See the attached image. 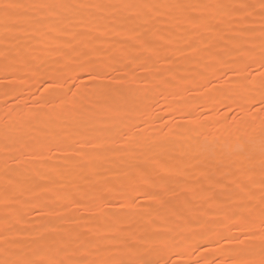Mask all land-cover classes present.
Listing matches in <instances>:
<instances>
[{"label": "rangeland", "instance_id": "1", "mask_svg": "<svg viewBox=\"0 0 264 264\" xmlns=\"http://www.w3.org/2000/svg\"><path fill=\"white\" fill-rule=\"evenodd\" d=\"M79 1L41 0V3L80 5ZM86 1V5L147 3L158 7L37 10V18L22 17L24 23L14 33L7 34L5 25L0 31V245H8L6 260L37 258L36 253L45 248L52 250L49 254L56 259L77 260L78 257L77 261L94 262L107 258L102 249L118 247L121 241L129 239L135 242L145 234L151 241L148 247L155 249L158 257L167 259L170 250H182L183 256L174 257L177 264H203L204 257L214 256L215 249L210 252L201 249L193 254L198 244L207 242L201 239V234L234 229L240 221L230 217L249 214L239 205L249 201L259 205L264 197L261 184L264 110L258 104L261 86L254 88L264 77L257 74L262 69L249 51L258 59L264 41L262 0ZM32 2L27 4H35ZM174 5L189 7L178 9ZM211 5H215L210 11L213 15L208 11ZM84 11L91 16L87 24L78 18ZM202 12L204 16L209 14L208 17L190 22L189 18H198ZM30 15L36 16L37 12ZM0 16V21H5L3 13ZM75 17L77 20H73ZM212 31L218 40L208 46ZM188 34L201 36L187 38ZM160 35L166 38L160 41ZM91 39L97 42V47H89ZM13 54L19 69L7 74L8 59ZM179 59L178 69L170 76L167 72L170 62ZM95 60L109 65L115 81L110 87L118 91L93 87L107 81L90 80L80 73L82 78L77 80L75 89L78 106H70L71 113L63 116L59 104L42 103L45 97L54 101L56 94L66 90L46 83V79L55 76L46 70L50 65L78 67L80 62ZM26 62L33 65L35 73L21 70ZM249 63L253 64L252 68H247ZM185 70L188 71L187 88L181 92ZM205 71L208 80L202 85L198 78ZM248 72H252L251 77ZM221 76L224 84L217 85ZM83 91L88 95L86 100L80 97ZM207 91H210L209 100L204 96ZM249 94L255 98L252 103L246 101ZM147 95H151L150 100ZM132 99L136 102L128 101ZM235 100L246 112H240ZM16 103L25 111L26 117L21 123L15 122ZM78 110H81L79 115ZM244 116L250 118L244 120ZM234 134L243 138L237 146ZM209 137L215 138L214 143L205 150L202 144ZM86 142L90 144L85 146ZM228 144L233 147L226 153ZM69 149H75V153ZM242 152L245 158L240 169L236 166ZM154 153H157V164L147 168ZM173 156L182 161L175 170L164 173ZM91 161L96 166L94 169L89 165ZM46 164H55L51 169L55 173ZM42 165L47 171L40 177L32 168ZM23 170L27 173L25 180L22 177L20 183H15ZM142 177L148 179L142 180ZM76 179L83 182L78 184ZM74 182L79 186H74ZM111 186L116 188L113 192ZM200 189L203 191L199 196ZM42 208H48L49 213L35 217L33 213ZM130 214L136 217L124 224L112 221ZM184 220L189 225L178 228ZM97 227L103 231L98 232ZM169 236L177 237V242L171 241L172 249L165 245ZM90 244L98 251L94 255L88 252ZM130 258H135L134 253ZM208 264L213 261L210 259Z\"/></svg>", "mask_w": 264, "mask_h": 264}, {"label": "snow or ice", "instance_id": "2", "mask_svg": "<svg viewBox=\"0 0 264 264\" xmlns=\"http://www.w3.org/2000/svg\"><path fill=\"white\" fill-rule=\"evenodd\" d=\"M96 8L102 9L105 7H121V8H141L151 9L158 7L150 4L142 5H65V4H24L18 2V0H0V13H3L5 20L21 17H29L32 19L37 18L39 12L37 10H55L57 8ZM172 7L185 8L189 7L186 5H174ZM262 9H264V0L261 3ZM33 11L37 12L36 16L30 15ZM264 15V12H262ZM190 22H197L203 18H189ZM250 51L251 57L256 63L260 65L262 69L257 74L264 77V41H262L261 51L258 59L254 52ZM253 64L249 63L247 68H252ZM47 71L55 73V77L47 80L46 83L50 87H64V92L56 94L57 98L55 101L43 98L42 103H53L61 105H72L75 107L78 104L76 100V82L81 79L80 73L86 74L90 80L107 81V83H101L93 85V87H99L107 91H118L111 89L110 85L115 82L110 75V67L102 60H95L88 63L80 62L78 67H70L66 64H55L50 65ZM68 73H75L76 75H68ZM228 75V73H225ZM251 77L252 72H248ZM62 78V79H61ZM71 82V86L69 83ZM238 83V81H233ZM261 93L258 101L260 110H264V80L260 81ZM254 100V97L249 98ZM255 106V105H253ZM229 107H231L229 105ZM7 138V137H6ZM262 140H264V133H262ZM75 153V149H69ZM264 167V165H262ZM261 184L264 185V179ZM241 210H247L249 214L247 216H240L234 214L230 217L231 220H239L240 223L236 224V227L229 228L227 232L223 233H211L205 232L201 234V239L207 241L200 243L193 250V254H198L201 249L204 252H210L215 249L214 256L204 257L203 264H208L211 259L213 264H264V197H262L259 205L254 202H244L239 205ZM206 223V221L204 222ZM234 232H238L239 235H235ZM169 241L177 242V237L169 236L166 238ZM150 240L149 238H142L135 242L132 241H121L120 246L105 248L104 252L107 254V258L98 261H76L70 259H56L49 255L52 251L50 249H41L36 253L37 258L26 256L23 259L14 260H0V264H177L174 257L183 256L182 252L171 251V255L167 259L158 257L156 250L148 247ZM135 253V258H130V254ZM48 256L47 259H40V257Z\"/></svg>", "mask_w": 264, "mask_h": 264}, {"label": "bare ground", "instance_id": "3", "mask_svg": "<svg viewBox=\"0 0 264 264\" xmlns=\"http://www.w3.org/2000/svg\"><path fill=\"white\" fill-rule=\"evenodd\" d=\"M30 1H32V0H21L20 1V3H24V4H27L28 2H30ZM222 1V0H221ZM226 1V0H225ZM33 2L35 3V4H40L41 3V0H33ZM32 2V3H33ZM61 2H62V0H61ZM66 2V1H65ZM86 0H80L79 1V3H80V5H86ZM207 2V1H206ZM44 3V2H43ZM213 3V2H212ZM228 4H229V2H228ZM228 4H226V5H228ZM204 5V4H203ZM225 5V4H224ZM212 7H210L209 8V12L212 10V8H213V6H215V5H211ZM223 6V5H222ZM209 7V6H208ZM217 7V6H216ZM222 8V7H221ZM224 8V7H223ZM207 9V8H206ZM217 10V9H216ZM79 12V11H78ZM221 12H223V11H221ZM212 13L210 12V15H211ZM218 14V13H217ZM206 15V14H205ZM209 15V14H208ZM208 15H206L207 17H208ZM213 15V14H212ZM77 16V15H76ZM206 16H204V12H202V13H200L199 14V17L198 18H203L204 19V17H206ZM1 17V16H0ZM90 14H88L87 12H83V13H80V15L78 16V18L80 19V20H82L84 23H88L89 22V20H90ZM217 17H218V15H217ZM72 19V18H71ZM73 20H77V18L75 17V18H73ZM72 20V21H73ZM213 20V19H212ZM91 21V20H90ZM213 22V21H212ZM24 23V19L21 17V18H13V19H9V20H5V21H0V31L1 30H3V25H5L6 27H8V31L6 32L7 34H11V33H14L22 24ZM3 27V28H2ZM2 28V29H1ZM209 31V30H208ZM224 31V30H223ZM213 32V31H212ZM215 31L213 32V34H210V36H208L209 37V41H208V46H213V45H215V43H217V41L216 40H218L216 37H215ZM196 35V34H195ZM193 36V34L191 35V34H188V36H187V38H190L191 36L194 38H199V36H201V35H197V36ZM217 35H218V33H217ZM81 37V36H80ZM191 37V38H192ZM77 38H78V36H77ZM143 38H145V37H143ZM166 37H164L163 35H160L159 36V40L160 41H163L164 39H165ZM259 39V38H258ZM264 39V38H263ZM86 40H88V39H86ZM93 39H91V42H90V40H89V47H91V48H94V47H97V42H95L94 40L92 41ZM146 40V38L143 40V42ZM246 41V40H245ZM258 41H260V40H258ZM80 43V42H79ZM31 44V43H30ZM85 44V43H84ZM77 45H80V44H77ZM23 47H25V45L23 46ZM75 49V48H74ZM75 51V50H74ZM77 51V50H76ZM17 54V53H16ZM16 54H13V55H11L10 57H9V59H8V64H9V68H8V70H7V74H12V73H14L16 70H18L19 69V62H18V65L17 64H15V63H17L16 61H15V59H16ZM9 56V55H8ZM43 56V55H42ZM36 57V56H35ZM174 57V56H173ZM205 57V56H204ZM33 59V58H32ZM175 59V58H174ZM29 61V60H28ZM182 61V60H181ZM23 63L25 62V61H22ZM179 62H180V59H179V61H175V60H173V61H171L170 62V64H169V70L167 71L168 73H169V75L170 76H172L173 74H175V72H176V70L178 69V65H180L179 64ZM20 63H21V61H20ZM198 63H200L199 62V60H198ZM7 64V65H8ZM37 65V64H36ZM204 65V64H203ZM207 65V64H206ZM21 66V65H20ZM23 67V69L21 68V70H24L25 72H27V73H35V68L33 67V65L32 64H30V62H26L24 65H22ZM189 67H191V66H189ZM188 67V68H189ZM207 69V68H206ZM222 69H223V67H222ZM182 70V69H181ZM186 70H187V68H186ZM185 70V72L183 71V76L181 77V88H179L180 90H181V92L183 91V90H185L187 87H186V77H185V75L187 74V72L188 71H186ZM203 71H204V68L202 69ZM208 70V72H210L211 73V69H207ZM114 71V70H113ZM244 71H245V69H244ZM132 73V72H131ZM51 74H52V72H51ZM54 74V73H53ZM52 74V75H53ZM224 74V73H223ZM241 74V73H240ZM55 75V74H54ZM131 75V74H130ZM219 75H221V74H219ZM247 75V74H246ZM132 76V75H131ZM226 76V75H225ZM242 76H244V75H242ZM55 76H51V78H54ZM25 79V78H24ZM224 78H223V76H221V77H219V80H218V84L217 85H223L224 84V80H223ZM244 79H245V77H244ZM243 79V80H244ZM207 80H208V75H207V72L205 71V72H202V73H200V75H199V78H198V82H199V84H204L205 85V83H207ZM239 80V79H238ZM241 80V79H240ZM257 80V79H256ZM95 81V80H94ZM226 81V80H225ZM242 81V80H241ZM246 81V80H245ZM259 81V80H258ZM1 82V81H0ZM29 82V81H28ZM27 82V83H28ZM31 82V81H30ZM146 82V81H145ZM249 82V81H248ZM247 82V83H248ZM226 83V82H225ZM246 83V84H247ZM257 83V82H256ZM34 84V83H33ZM198 84V83H197ZM198 84V85H199ZM244 84V83H243ZM261 86V84L260 83H257V84H255L254 85V88L255 89H257V88H259ZM218 87V86H217ZM240 87V86H239ZM231 88V87H230ZM245 88V87H244ZM253 88V89H254ZM228 89V88H227ZM246 89H248V88H246ZM86 90V89H85ZM226 90V89H225ZM249 90V89H248ZM247 90V91H248ZM251 90V89H250ZM153 91V90H152ZM89 93V92H88ZM138 93V92H137ZM137 93H135L134 95H136ZM81 99L82 100H86L87 98H88V95H87V93H86V91H83V92H81ZM147 94H149V93H147ZM153 94V93H152ZM209 94H210V91L208 92H206L205 93V95L204 96H206V97H208L209 96ZM247 94V93H246ZM145 95V94H144ZM232 95V94H231ZM142 96V95H141ZM151 95H147L146 97L150 100V97ZM211 96V95H210ZM255 96V95H254ZM90 97V96H89ZM116 97V96H115ZM134 97V96H133ZM136 97V96H135ZM226 97V96H225ZM224 97V98H225ZM231 97V96H230ZM229 97V98H230ZM251 97H253L251 94H249L248 96H247V103H252L254 100H251V99H249V98H251ZM52 98V97H51ZM76 98V97H75ZM79 98V97H78ZM137 98V97H136ZM135 98V99H136ZM141 98V97H140ZM101 99H103V98H101ZM130 99V98H129ZM135 99H132L131 101L130 100H128L129 102H131V103H135L136 102V100ZM234 99V97L232 98V100ZM56 99H54V101H55ZM145 100V99H144ZM208 100H209V97H208ZM79 101V100H78ZM227 101H228V98H227ZM229 101H231V100H229ZM81 102V101H80ZM84 102V101H83ZM101 102V101H100ZM108 102V101H107ZM256 102V101H255ZM232 103V102H231ZM234 103V102H233ZM20 103H16L15 104V107H14V109H15V114H16V121L15 122H17V123H21L24 119H25V117H26V115H25V111L24 110H22V108L20 107V105H19ZM51 105V104H50ZM60 105V107H61V115H67V114H69L68 112L70 111L69 109H70V106H72V105H61V104H59ZM79 105H80V103H79ZM85 105V104H84ZM235 105L237 106V107H239V109H240V112L242 111V112H246L245 110H243V108L241 107V104H239L236 100H235ZM78 106V105H77ZM73 107V106H72ZM208 107V106H207ZM206 107V108H207ZM79 108V107H78ZM203 108H205L204 106H203ZM104 109V108H103ZM111 110V109H110ZM207 110V109H206ZM76 111V110H75ZM80 111L81 110H78L76 113L79 115L80 114ZM113 112V111H112ZM29 113V112H28ZM46 113H48L47 111L45 112V114ZM70 113H71V111H70ZM31 114L32 113H30V117H31ZM246 115H248V114H246ZM245 115V116H246ZM250 115V114H249ZM29 116V115H28ZM244 116V117H245ZM27 118H29V117H27ZM246 118V117H245ZM250 118V117H249ZM248 118V116H247V118L246 119H244V120H247V119H249ZM246 122V121H245ZM245 122L243 123V126L245 127ZM241 124V123H240ZM202 125V124H201ZM249 126V125H248ZM204 127H205V125H204ZM243 128V127H242ZM200 129V128H199ZM202 129V128H201ZM204 129V128H203ZM239 129H240V127H239ZM206 130V129H205ZM228 130V129H227ZM237 131V134H240L241 132H239L238 130H236ZM244 131V130H243ZM203 132H205V131H203ZM226 132H228V131H225V133ZM231 133V132H230ZM174 134V133H173ZM176 134V133H175ZM188 134V133H187ZM196 134H197V132H196ZM244 134L245 133H243L242 134V136H244ZM210 135H212V134H210ZM241 135V134H240ZM246 135L248 136V134L246 133ZM245 135V136H246ZM176 136V135H175ZM182 136V135H181ZM223 136V135H222ZM233 136H237V138H236V140H234V142L236 143V145L235 146H237V143L238 142H241L242 140H243V138H240L238 135H236V134H234ZM241 136V137H242ZM246 136V137H247ZM184 137V136H183ZM188 137V136H187ZM255 137H257V136H255ZM254 137V138H255ZM173 138V137H172ZM186 138V137H185ZM189 138V137H188ZM225 138V137H224ZM234 138V137H233ZM253 138V137H252ZM214 139L215 138H212V137H209V139L207 140V142H205L204 141V143L202 144L203 145V149H205V150H207L208 148H209V146L210 145H212L213 143H214ZM172 140V139H171ZM184 140V139H183ZM245 140V139H244ZM249 140V139H248ZM257 140V139H256ZM174 141V140H173ZM193 141H195V135H194V139H193ZM197 141V140H196ZM199 142V141H198ZM243 142V141H242ZM191 143V142H190ZM189 143V144H190ZM254 143H255V141H254ZM34 144V143H33ZM90 143H88V142H86V143H84V145L85 146H88ZM180 144V143H179ZM184 144V143H183ZM185 144H188L187 142L185 143ZM45 145H47V144H45ZM215 145V144H214ZM229 145V144H228ZM227 145V149H226V153H227V151L229 150V149H231V147H233V145H234V143H233V145L231 146V145H229L228 146ZM252 145V144H251ZM259 145V144H258ZM37 146V145H36ZM244 146V145H243ZM37 148H39V145H38V147ZM86 148V147H85ZM247 148V147H246ZM249 148H251V147H249ZM261 148V147H260ZM39 149H41V148H39ZM262 149V148H261ZM249 150H251V149H249ZM254 150V149H253ZM260 150V149H259ZM83 151H84V149H83ZM43 152V151H42ZM191 152V151H190ZM193 152V151H192ZM249 152H251V151H249ZM254 152V151H253ZM252 152V153H253ZM194 153V152H193ZM256 153V152H255ZM179 154V153H178ZM177 154V155H178ZM216 154V153H215ZM83 155H84V153H83ZM119 155V154H118ZM191 155V154H190ZM194 156V155H193ZM192 156V157H193ZM238 156V155H237ZM254 156V155H253ZM42 157V156H41ZM168 157H170V156H168ZM187 157V156H186ZM43 158V157H42ZM118 158V157H117ZM121 158V157H120ZM180 158H182V157H180ZM190 158V157H189ZM188 158V159H189ZM244 158H245V152H242L241 154H239V166H236V167H241L242 168V163L244 162ZM44 159V158H43ZM84 159V158H83ZM91 159V158H90ZM196 159V158H195ZM195 159H193V160H195ZM18 160V159H17ZM90 161V160H89ZM88 161V162H89ZM93 161H95V160H93ZM93 161H91L92 163H90L89 165H90V167L91 168H95L96 166L94 165V163H93ZM182 160H180L178 157H175V156H173L172 158H171V164H170V166H169V168H167V170H165L164 171V173H170L171 171H173V170H175L178 166H179V164H180V162H181ZM55 163H56V161H54ZM157 162V153H154V156L147 162V164H146V167L147 168H150V167H152V166H154L155 164H157L156 163ZM247 163V162H246ZM37 164V163H36ZM39 164H40V162H39ZM51 164V163H50ZM93 164V165H92ZM38 165V164H37ZM36 165V166H37ZM45 165V164H44ZM46 165H48V164H46ZM55 165V164H54ZM54 165H51V166H49V167H47V168H50L49 170H50V172H54L55 170H51V169H54L55 168V166ZM58 165H60V164H58ZM217 165H218V163H217ZM216 165V166H217ZM237 165V164H236ZM57 166V165H56ZM219 166V165H218ZM29 167V166H28ZM61 167V166H60ZM89 167V170L92 172V170H91V168ZM47 168H44L43 167V165H42V167L40 168V167H33L32 168V171H34V172H37L38 173V175L40 176V177H42L43 176V172H45V171H47ZM93 168V169H94ZM239 168H236V169H239ZM240 168V169H241ZM28 169V168H27ZM219 169V168H218ZM19 170H22V169H19ZM31 170V169H30ZM59 170V169H58ZM24 171V170H23ZM29 171V170H28ZM63 171V170H62ZM62 171H60V172H62ZM94 171V170H93ZM96 171V170H95ZM49 172V173H50ZM20 173V174H19ZM18 174V177L16 176V179L15 180H17V181H14L15 183L17 182V183H20L22 180H25V177L24 176H27L26 174L27 173H25V171L24 172H19ZM55 173V172H54ZM195 173V172H194ZM216 173V172H215ZM22 177H24V179H22L21 181L19 180V179H21ZM38 176H36V179H38L37 178ZM79 177V176H78ZM77 177V178H78ZM204 177V176H203ZM207 177V176H206ZM45 178V177H44ZM147 178V177H146ZM145 177H142V180H145L146 179ZM40 179V178H39ZM42 179V178H41ZM40 179V180H41ZM47 179V178H46ZM51 179V178H50ZM148 179V178H147ZM208 179V178H207ZM60 180V179H59ZM19 181V182H18ZM56 179L54 180V182H55V184H56ZM63 181V180H62ZM78 181V184L82 181V179H81V181H79V180H77L76 179V181L75 182H77ZM72 182V181H71ZM75 182H74V184H75ZM83 182V181H82ZM81 182V183H82ZM97 182V181H96ZM58 183L60 184V182L58 181ZM57 183V184H58ZM52 184V183H51ZM51 184H50V186H51ZM82 185V184H81ZM84 185V184H83ZM185 185H187V184H185ZM64 186V185H63ZM74 186H79V185H74ZM201 187V186H200ZM202 187H203V185H202ZM201 187V188H202ZM55 188V187H54ZM37 189V188H36ZM52 189V188H51ZM74 189H76V188H74ZM78 189H82V188H78ZM77 189V190H78ZM116 188L114 187V186H111L110 187V190L113 192L114 190H115ZM54 190H56V189H54ZM110 191V192H111ZM199 192H198V194H199V196L200 195H202V189H200V190H198ZM58 192V191H57ZM189 192H191V191H189ZM54 193V192H53ZM52 193V194H53ZM154 193V192H153ZM159 193V192H158ZM59 194L60 193H58V196H59ZM78 194V193H77ZM76 194V195H77ZM82 194H83V192H82ZM164 194V193H163ZM54 195V194H53ZM153 195V194H152ZM156 195V194H155ZM213 196V195H212ZM80 197V196H79ZM55 198H56V196H55ZM64 198V197H63ZM73 198V197H72ZM232 198V197H231ZM61 199V198H60ZM82 199V198H81ZM156 199V198H155ZM235 199V197H233L232 198V200H234ZM152 200V199H151ZM84 201H86L87 202V200H84ZM133 201V200H132ZM153 201V200H152ZM155 201V200H154ZM162 202V201H161ZM187 202V201H186ZM200 202V201H199ZM156 203V202H155ZM170 203V202H169ZM191 203V202H190ZM214 203H215V201H214ZM186 204V203H185ZM192 204V203H191ZM161 205V204H160ZM199 205V204H198ZM197 205V206H198ZM89 206V205H88ZM148 206V205H147ZM168 207H169V204L167 205ZM167 206H166V208H167ZM90 207V206H89ZM129 207H130V205H129ZM192 207H194V206H192ZM165 208V209H166ZM170 208V207H169ZM76 211H78V208L77 209H75ZM80 210V209H79ZM136 210V209H135ZM190 210H193V209H190ZM189 210V211H190ZM224 210V209H223ZM223 210H221V211H223ZM33 211H35V210H33ZM128 211V210H127ZM137 211V210H136ZM174 211V210H173ZM28 212H30V211H28ZM28 212H27V214H28ZM117 212V211H116ZM120 212V211H119ZM124 212V211H123ZM152 212V211H151ZM190 212H192V211H190ZM195 212H197L196 210H195ZM49 213V210H48V208H42V210L40 209L39 210V212L36 210L33 214H35V217L37 216H41V215H46V214H48ZM111 213V212H110ZM133 213V212H132ZM149 213V212H148ZM175 213H176V211H175ZM183 213V212H182ZM189 213V212H188ZM149 214H151V213H149ZM154 214V213H153ZM180 214V213H179ZM226 214V213H225ZM74 216H75V214H73ZM110 216H111V214H109ZM113 215V214H112ZM125 215H127V214H125ZM141 215V214H140ZM157 215H159V214H157ZM156 215V216H157ZM162 215V214H161ZM183 215V214H182ZM191 215H193V214H191ZM198 215V214H197ZM23 216V215H22ZM25 216V215H24ZM116 216V215H115ZM135 216V215H134ZM132 214H130V215H128V216H126V217H124V218H121V217H117V218H114V219H112V221L113 222H116V224H121V223H123L124 221L125 222H129L131 219H133V217H134ZM146 216V215H145ZM149 216V215H148ZM178 215H176V217H177ZM185 216V215H184ZM230 216V215H229ZM19 217H21V216H19ZM77 217V216H76ZM75 217V218H76ZM109 217V216H108ZM114 217V216H113ZM136 217V216H135ZM187 217L188 216H186V219H187ZM72 218H73V216H72ZM74 218V219H75ZM194 218H195V216H194ZM74 219H72V221L74 220ZM154 219H156V218H154ZM177 219V218H176ZM76 220V219H75ZM182 220V219H181ZM79 221V220H78ZM111 221V220H110ZM133 221V220H132ZM138 221H142V218H141V220H139L138 219ZM138 221H136L137 223H138ZM149 221H150V219H149ZM152 221V220H151ZM178 221V220H177ZM98 222V221H97ZM106 222H107V220H106ZM154 222V221H153ZM194 222V221H193ZM99 223V222H98ZM135 223V222H134ZM156 223V222H155ZM173 223H174V221H173ZM239 223V222H238ZM6 224V223H5ZM102 224V223H101ZM124 224V223H123ZM151 224V223H150ZM178 224V223H177ZM187 224V226L189 225V223L187 222V221H183L180 225H178V228H180L181 229V227H183L184 225H186ZM7 226H9V223H7L6 224ZM95 225H97V223L95 222ZM99 225H100V223H99ZM139 225V224H138ZM125 226V225H124ZM151 226V225H150ZM154 226H155V224H154ZM154 226H152V227H154ZM176 226V225H175ZM94 227V226H93ZM102 227V226H101ZM101 227H97V231L98 232H101V231H103V229L101 228ZM118 227V226H117ZM138 227V226H137ZM72 228V227H71ZM96 228V227H95ZM150 228V227H149ZM175 228V227H174ZM173 228V229H174ZM70 229V228H69ZM73 229H75V227H73ZM120 229H121V227H120ZM138 229V228H137ZM92 230H94V229H92ZM146 230H148L147 228H146ZM226 230V229H225ZM57 232H59L58 230H56ZM60 231H61V229H60ZM86 231V230H85ZM111 231V230H110ZM115 231V230H114ZM119 231H122V229L121 230H119ZM125 231V230H124ZM144 232L143 233H145V230H143ZM28 232H30V231H28ZM89 232V231H88ZM127 232V231H126ZM151 232H153V231H151ZM68 233V232H67ZM72 233L73 232H71V236H73L72 235ZM118 233V232H117ZM32 234H33V232H32ZM85 234V233H84ZM141 234V233H140ZM79 234H77V236H78ZM92 235H93V232H92ZM91 234H90V237L89 238H91V236H92ZM153 235V234H152ZM179 235V234H178ZM100 236H101V234H100ZM138 236V235H137ZM136 236V237H137ZM88 237V236H87ZM86 237V238H87ZM139 237V236H138ZM162 237V236H161ZM72 238V237H71ZM85 238V237H84ZM100 238V237H99ZM142 238H149V236L148 235H145V234H143L141 237H140V239H142ZM157 238V237H156ZM155 238V239H156ZM73 240V239H72ZM132 240V239H131ZM149 240H150V238H149ZM77 241H78V239H77ZM128 241H130V239L128 240ZM14 242V241H13ZM73 242V241H72ZM151 242V241H150ZM9 243V242H8ZM10 243H12V242H10ZM9 243V244H10ZM14 243H16V242H14ZM13 243V244H14ZM78 243V242H77ZM90 243V242H89ZM92 243V242H91ZM156 243V242H155ZM156 244H158V243H156ZM185 244V243H184ZM43 245V244H42ZM91 245V244H90ZM97 245H99L98 243H97ZM152 245V244H151ZM165 245L168 247V248H171V241H168V242H166L165 243ZM181 245V244H180ZM20 246V245H19ZM147 246H150V243H149V245H147ZM179 246V245H178ZM186 246V245H185ZM187 246H189V245H187ZM17 247V246H16ZM46 247V246H45ZM79 247V246H78ZM95 247V246H94ZM92 245L89 247V250H88V252H90L91 253V255H94V252L95 251H97V249L95 250V249H93L94 248ZM181 247V246H180ZM7 248H8V245H5V243H4V245L1 247V245H0V250L2 251V253H3V259H1V260H6V258H7ZM34 248H37V247H34ZM76 248V247H75ZM81 248V247H80ZM84 248V247H83ZM85 248H87L86 246H85ZM98 248H100V247H98ZM103 248V247H102ZM172 248H174V246L172 247ZM171 248V249H172ZM32 249H33V247H32ZM38 249V248H37ZM43 249H45V248H43ZM40 250V249H39ZM38 250V251H39ZM85 250H87V249H85ZM94 250V251H93ZM102 250H104V249H102ZM34 251V250H33ZM35 251H36V249H35ZM9 252V251H8ZM54 252V251H53ZM98 252V251H97ZM179 252H182V250H179ZM54 253H56V252H54ZM54 253H53V255H54ZM78 253H79V251H78ZM168 253H169V251H168ZM188 253V252H187ZM35 254V253H34ZM51 254V253H50ZM49 254V255H50ZM88 254V253H87ZM134 255L136 256V254L134 253ZM168 255V254H167ZM52 256V255H51ZM55 256V255H54ZM22 257H24V255L22 256ZM45 257H48V256H45ZM98 257V256H97ZM57 258V257H56ZM77 258V260H78V257H76ZM105 258V257H104ZM90 259H92L91 257H90ZM101 259V258H100ZM166 259V258H165ZM76 260V261H77ZM92 260H96V259H94V257H93V259ZM84 261V260H83ZM86 261V260H85Z\"/></svg>", "mask_w": 264, "mask_h": 264}]
</instances>
